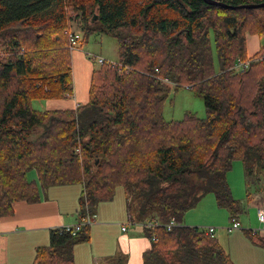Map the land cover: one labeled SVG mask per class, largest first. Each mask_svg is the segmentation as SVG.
<instances>
[{"label":"trees","instance_id":"1","mask_svg":"<svg viewBox=\"0 0 264 264\" xmlns=\"http://www.w3.org/2000/svg\"><path fill=\"white\" fill-rule=\"evenodd\" d=\"M62 1L0 0V218L18 202L37 203L42 189L81 184L86 220L122 187L133 221L163 224L147 231L144 264H233L215 234L183 219L208 194L237 217L227 180L237 161L248 185L264 181V8H240L264 0H213L235 9L204 0H91L96 27L116 39L131 72L101 65L86 105L42 112L35 100L73 95L71 32L52 13ZM247 35L260 38L251 59L262 61L239 72L237 61L250 60ZM187 85L206 117L167 121L166 103ZM31 170L37 180L28 179ZM173 219L180 226L168 231ZM89 240V225L76 235L53 229L34 264H75V247Z\"/></svg>","mask_w":264,"mask_h":264},{"label":"crops","instance_id":"2","mask_svg":"<svg viewBox=\"0 0 264 264\" xmlns=\"http://www.w3.org/2000/svg\"><path fill=\"white\" fill-rule=\"evenodd\" d=\"M84 45H78L71 55L73 95L65 100H35L34 102H43L46 107L45 110H37L75 111L89 102L95 68L82 52ZM261 47L258 36H247L250 59L259 53ZM237 166L236 177L239 178V170L241 172L242 169ZM227 180L234 199L241 206L237 217L212 202L204 207L208 208L205 211L207 217H192L188 213L183 224L205 229L215 228V235L233 264H264V232L259 231L258 221V211L264 209V185L260 184L258 189L262 195L260 201L258 198L257 204L252 205V195L246 181L247 201L243 209L241 204L245 201L244 194H237L241 192L237 182L232 186L231 172L228 173ZM83 192L84 186L81 184L52 186L41 190L37 203H16L12 215L0 218V264H34L37 250L50 245L53 229L83 221ZM94 215L96 218L90 225L89 242L79 244L74 249L75 264H144V254L151 248V243L142 224L137 221L132 223L126 198L119 197L117 193V199L115 197L110 202L100 203ZM234 220L241 224V229L230 231ZM124 228L127 230L123 231Z\"/></svg>","mask_w":264,"mask_h":264},{"label":"rangeland","instance_id":"3","mask_svg":"<svg viewBox=\"0 0 264 264\" xmlns=\"http://www.w3.org/2000/svg\"><path fill=\"white\" fill-rule=\"evenodd\" d=\"M81 5H85L84 8H82ZM52 13L58 14L57 16L61 15V18L65 19V21L67 22L66 28L68 27V30L66 29L65 33H67L68 31L73 32L75 35L79 36L78 45H80L81 43L85 44L82 52L84 53L85 57L90 61V63H92L93 69L95 68V70H98L101 66L96 60V57L103 58L109 62L119 61L118 44L116 39L112 35L99 32V28L96 27L98 26V24H96V19L98 18L97 9L93 5L91 0H63L60 4V7L56 8ZM92 56H94L95 59L92 58ZM216 67L218 70L219 63H217V60ZM65 99L67 98L63 97L49 100ZM34 107L35 109L40 110H45L46 108L43 102H34ZM186 114H193L199 118H205L206 109L203 99L196 96L193 91L187 90L186 88H182L177 91H174L170 96L164 108V117L167 121H180L184 119ZM237 165H239V167H241L242 169L241 172L239 170V178L236 177L238 176ZM231 173L233 176V180H231L232 186H235V183L237 182L239 184V188H241V192L239 191L237 194H239V196H242V194H244L245 201L243 204H241L242 208L244 209V207L246 206L245 203L247 201V193L245 186L246 171L243 163L240 161L234 163ZM28 179L30 181L38 179L35 170H31L28 172ZM260 184L264 185V181H256L252 185L248 186L249 192L251 193L250 195H252V205H256L257 199L259 198L260 201V196H262L261 193L258 191V189L261 187ZM117 193H119V197L123 196L125 199V194L122 187H119L117 189L115 195L116 199ZM215 201V197L212 194H208L201 199L198 206L191 210L189 214L192 215V217L204 219L205 217H207L205 211H207L208 209L207 207H204L211 205L212 202L217 204V202ZM93 215L94 214H90L91 218L94 220ZM242 228L248 229L247 227ZM257 229H259V227Z\"/></svg>","mask_w":264,"mask_h":264},{"label":"built area","instance_id":"4","mask_svg":"<svg viewBox=\"0 0 264 264\" xmlns=\"http://www.w3.org/2000/svg\"><path fill=\"white\" fill-rule=\"evenodd\" d=\"M70 39H71V44H70V50L71 52L75 51L78 48V39L79 36L75 35L73 32L70 33ZM92 58L95 59L94 56H92ZM96 60L98 61V63L100 65H108L112 68H117L120 72L121 71H127V72H131V69L129 67H126L124 64L120 63V62H109L103 58L100 57H96ZM262 61V59H250V60H238L236 65L234 66V69L239 71V72H243L248 70L252 64L257 63ZM158 72V70H157ZM164 82H166L167 84H170V81L168 80H164ZM185 88L187 90H190L192 87L191 86H185ZM94 218H96L95 215H93ZM131 218V217H130ZM132 220V219H131ZM258 221L260 223V232H264V209H260L258 211ZM93 222V219L91 218L90 214H88L87 219L83 220L81 223H78L76 225H64L61 227H58L56 229H58L60 231V233H72L73 235H76L78 232L81 231V229L83 228L84 225H91ZM132 223H134V221L132 220ZM142 226L146 229V231L150 232V233H154L156 231V229H158L159 227L163 226V224L161 223V221H159L158 219H153V220H148L145 221L143 223H141ZM180 226V224L176 221V220H171L169 223H167L164 227L168 230L171 231L174 227ZM237 229H241V224L234 220V222L232 223V225L230 226L229 230H237ZM127 228H124L123 231H126ZM208 234H215L216 233V229L215 228H207L206 231ZM152 241H157V237L154 235L152 238Z\"/></svg>","mask_w":264,"mask_h":264},{"label":"water","instance_id":"5","mask_svg":"<svg viewBox=\"0 0 264 264\" xmlns=\"http://www.w3.org/2000/svg\"><path fill=\"white\" fill-rule=\"evenodd\" d=\"M206 3L210 4V5H216V6H224L227 8H232L235 9L236 7H232V6H227L224 5L223 3L217 2V1H213V0H204ZM240 8H246V9H257V8H264V3L263 4H259V5H247V6H241Z\"/></svg>","mask_w":264,"mask_h":264}]
</instances>
